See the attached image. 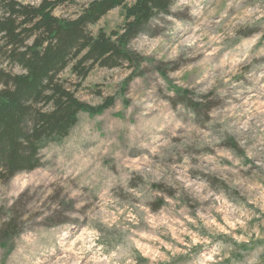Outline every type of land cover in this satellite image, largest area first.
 <instances>
[{"label":"rangeland","instance_id":"obj_1","mask_svg":"<svg viewBox=\"0 0 264 264\" xmlns=\"http://www.w3.org/2000/svg\"><path fill=\"white\" fill-rule=\"evenodd\" d=\"M130 49L145 61L127 85V66L61 75L116 103L0 184V264H264V0H175Z\"/></svg>","mask_w":264,"mask_h":264},{"label":"trees","instance_id":"obj_2","mask_svg":"<svg viewBox=\"0 0 264 264\" xmlns=\"http://www.w3.org/2000/svg\"><path fill=\"white\" fill-rule=\"evenodd\" d=\"M73 0H41L38 6L0 0V184L42 166L41 153L61 145L79 122V115H102L116 98L97 106L79 100L61 75L71 69L85 80L97 67L141 70L144 57L130 49L150 23L168 15L175 0H93L74 19L54 11ZM129 1L133 3L127 5ZM123 7L125 22L108 35L91 31L108 13ZM22 73L5 71L3 64Z\"/></svg>","mask_w":264,"mask_h":264},{"label":"clouds","instance_id":"obj_3","mask_svg":"<svg viewBox=\"0 0 264 264\" xmlns=\"http://www.w3.org/2000/svg\"><path fill=\"white\" fill-rule=\"evenodd\" d=\"M185 2H187V0H185Z\"/></svg>","mask_w":264,"mask_h":264}]
</instances>
